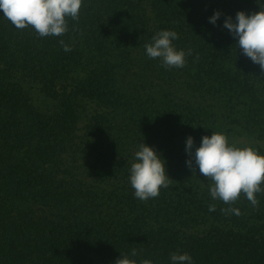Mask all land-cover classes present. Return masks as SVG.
I'll list each match as a JSON object with an SVG mask.
<instances>
[{
	"label": "trees",
	"instance_id": "obj_1",
	"mask_svg": "<svg viewBox=\"0 0 264 264\" xmlns=\"http://www.w3.org/2000/svg\"><path fill=\"white\" fill-rule=\"evenodd\" d=\"M260 5L83 0L59 37L17 29L0 11V264H115L121 254L172 264L173 252L193 264H264V193L257 207L243 194L214 200L185 151L187 137L194 152L212 132L240 148L264 143V72L223 27ZM162 30L192 49L184 68L146 55ZM141 142L172 179L147 201L129 179Z\"/></svg>",
	"mask_w": 264,
	"mask_h": 264
},
{
	"label": "clouds",
	"instance_id": "obj_2",
	"mask_svg": "<svg viewBox=\"0 0 264 264\" xmlns=\"http://www.w3.org/2000/svg\"><path fill=\"white\" fill-rule=\"evenodd\" d=\"M83 0H0V11L17 29L32 28L39 37L63 36L69 30L68 20H79ZM222 13L215 11L209 17V22L216 25ZM223 27L233 38H236L238 49L258 64L264 72V7L260 5L258 12L246 14L238 11L235 20L227 16ZM178 33L172 30H162L152 37V42L145 44L146 55L151 59H160L166 69L184 68L186 57L192 55V49L187 52L178 50L173 41ZM64 51H70L69 45L59 41ZM193 127V126H192ZM195 128V127H193ZM194 148V138L186 139L185 151L189 157L186 165L196 175L198 167L200 174L211 181L210 195L214 200L225 204H235L241 194L257 207L258 193H264V155L251 146L240 148L229 143L228 137L221 132H212L211 136H203L199 147ZM130 184L134 195L141 201L157 198L161 189L170 186L172 179L166 172V161L153 147L141 142L135 153V162L130 167ZM215 205L209 206V211L215 210ZM225 214L241 215L234 207L221 209ZM137 255L132 249L131 256ZM172 264H193L190 254L170 255ZM115 264H138L128 254H121ZM139 264H153L145 259Z\"/></svg>",
	"mask_w": 264,
	"mask_h": 264
},
{
	"label": "rangeland",
	"instance_id": "obj_3",
	"mask_svg": "<svg viewBox=\"0 0 264 264\" xmlns=\"http://www.w3.org/2000/svg\"><path fill=\"white\" fill-rule=\"evenodd\" d=\"M238 145H240V146L251 145L253 147L258 145V146L264 148V143H256V142L244 140V139L238 141Z\"/></svg>",
	"mask_w": 264,
	"mask_h": 264
}]
</instances>
